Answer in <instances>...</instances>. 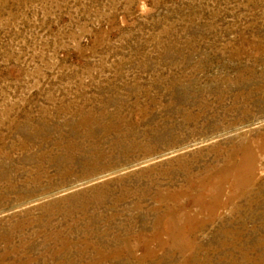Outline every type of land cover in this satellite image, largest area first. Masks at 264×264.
<instances>
[{
  "label": "rangeland",
  "instance_id": "374dc122",
  "mask_svg": "<svg viewBox=\"0 0 264 264\" xmlns=\"http://www.w3.org/2000/svg\"><path fill=\"white\" fill-rule=\"evenodd\" d=\"M0 264H264V0H0Z\"/></svg>",
  "mask_w": 264,
  "mask_h": 264
}]
</instances>
